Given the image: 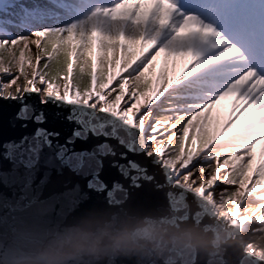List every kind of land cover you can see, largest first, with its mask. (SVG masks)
Here are the masks:
<instances>
[{
  "label": "snow or ice",
  "instance_id": "6c2138e0",
  "mask_svg": "<svg viewBox=\"0 0 264 264\" xmlns=\"http://www.w3.org/2000/svg\"><path fill=\"white\" fill-rule=\"evenodd\" d=\"M0 73L12 77L0 80V100L20 104L13 127L37 125L0 142L27 186L43 162L119 206L129 188L155 181L150 164L164 176L155 190L168 189L173 219L216 233L218 252L203 264H228L229 249L237 264H264V0H0ZM21 77L24 87L5 95ZM32 94L60 111L29 104ZM49 115L74 125L63 143L42 126ZM106 161L128 188L109 186ZM78 193L61 195L75 204ZM199 256L181 253L176 264ZM9 258L0 238V264Z\"/></svg>",
  "mask_w": 264,
  "mask_h": 264
},
{
  "label": "clouds",
  "instance_id": "9594fccd",
  "mask_svg": "<svg viewBox=\"0 0 264 264\" xmlns=\"http://www.w3.org/2000/svg\"><path fill=\"white\" fill-rule=\"evenodd\" d=\"M4 264H176L181 253L212 257L216 239L167 210L125 205L93 208L56 226L23 224L12 235Z\"/></svg>",
  "mask_w": 264,
  "mask_h": 264
},
{
  "label": "water",
  "instance_id": "95a60500",
  "mask_svg": "<svg viewBox=\"0 0 264 264\" xmlns=\"http://www.w3.org/2000/svg\"><path fill=\"white\" fill-rule=\"evenodd\" d=\"M13 95H16V92ZM20 95H24V93L21 92ZM41 99L40 95L32 94L27 102L35 105L38 109L44 108L49 114L60 111L53 105H41ZM19 108L20 104L17 101L0 100V142L19 140L23 135H31L37 127V125L29 123L28 128H21L18 121L13 127V117ZM67 114V110H64V115ZM42 126L50 131H59L61 143L65 137L71 134L74 127L73 124L66 121L54 120L52 115H49L48 123ZM97 142L92 140L87 145L78 142L76 147H89L92 143ZM110 142L116 145L115 140ZM121 151L123 149L117 146V152ZM130 158L147 163L142 156L133 157L130 155ZM148 168L150 173L155 174V181L153 183L142 182L143 187L139 189L129 188V197L123 205L141 212L167 210L165 192L168 189L155 190V183H164V176L158 168H153L150 164ZM105 178L109 186L113 180L121 181L126 188L129 186V181L123 180L116 169L107 168V161ZM76 185H79V193L74 198L76 203L73 204L61 194L73 189ZM105 206H109L106 195L87 189L84 178L73 175L67 169L58 171L56 168H46L43 166V162L32 177L31 185L27 186L26 170L21 166L14 171L13 164L0 154V238L5 244H8L12 236L10 225H14V218L15 221H22L23 224L40 223L52 227L71 221L90 209ZM194 210L195 206H193ZM14 226L20 227L21 225L15 224ZM211 233L216 239V233ZM245 238H247V234H245ZM208 258L200 254V264H203ZM239 258L240 253L233 252L231 249L225 256L228 264H237Z\"/></svg>",
  "mask_w": 264,
  "mask_h": 264
},
{
  "label": "rangeland",
  "instance_id": "374dc122",
  "mask_svg": "<svg viewBox=\"0 0 264 264\" xmlns=\"http://www.w3.org/2000/svg\"><path fill=\"white\" fill-rule=\"evenodd\" d=\"M25 3H28L29 5L33 4V3H46L47 0H24ZM14 31H21V29H13ZM26 71L29 73V76H30V73H31V68L27 67L26 66ZM12 75L15 76V75H18V72L16 69H13L12 70ZM2 76L4 77L3 79V82H7L8 80H10L12 77H9V76H5L3 73H2ZM24 81V78L21 77L20 80L17 81V84L16 85H13L12 87H10V93L14 94L16 91L13 89L14 87H16L17 85L20 84V82ZM61 85L63 84V81H58ZM39 87H43V86H40L38 85ZM232 102V98H229L223 102H221V105L218 106L217 108V113L218 114H222L228 106H230ZM198 174V173H197Z\"/></svg>",
  "mask_w": 264,
  "mask_h": 264
},
{
  "label": "bare ground",
  "instance_id": "6f19581e",
  "mask_svg": "<svg viewBox=\"0 0 264 264\" xmlns=\"http://www.w3.org/2000/svg\"><path fill=\"white\" fill-rule=\"evenodd\" d=\"M3 79H4V77L2 76V73H0V80L3 81ZM24 83H25V81L20 82V84L17 85L16 87H14L13 89H14L15 91H16V88H17V87H20V88L22 89V88L24 87ZM9 91H10V88H5V89H4V94H8V93H10Z\"/></svg>",
  "mask_w": 264,
  "mask_h": 264
},
{
  "label": "trees",
  "instance_id": "16d2710c",
  "mask_svg": "<svg viewBox=\"0 0 264 264\" xmlns=\"http://www.w3.org/2000/svg\"><path fill=\"white\" fill-rule=\"evenodd\" d=\"M63 66V60L61 59L60 64L57 65V67H62Z\"/></svg>",
  "mask_w": 264,
  "mask_h": 264
}]
</instances>
